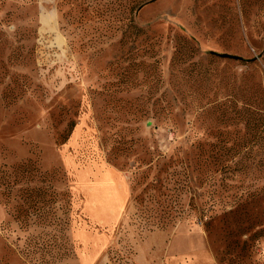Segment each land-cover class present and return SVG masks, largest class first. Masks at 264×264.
<instances>
[{"label":"rangeland","instance_id":"obj_1","mask_svg":"<svg viewBox=\"0 0 264 264\" xmlns=\"http://www.w3.org/2000/svg\"><path fill=\"white\" fill-rule=\"evenodd\" d=\"M0 264H264V0H0Z\"/></svg>","mask_w":264,"mask_h":264},{"label":"water","instance_id":"obj_2","mask_svg":"<svg viewBox=\"0 0 264 264\" xmlns=\"http://www.w3.org/2000/svg\"><path fill=\"white\" fill-rule=\"evenodd\" d=\"M218 56L222 57V58H237L236 56H231L228 54H217Z\"/></svg>","mask_w":264,"mask_h":264}]
</instances>
